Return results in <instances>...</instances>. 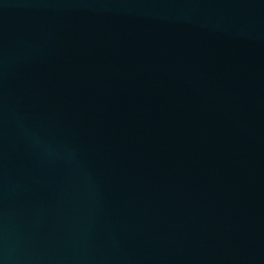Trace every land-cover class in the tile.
<instances>
[{
	"label": "water",
	"instance_id": "obj_1",
	"mask_svg": "<svg viewBox=\"0 0 264 264\" xmlns=\"http://www.w3.org/2000/svg\"><path fill=\"white\" fill-rule=\"evenodd\" d=\"M0 264H264V0H0Z\"/></svg>",
	"mask_w": 264,
	"mask_h": 264
}]
</instances>
